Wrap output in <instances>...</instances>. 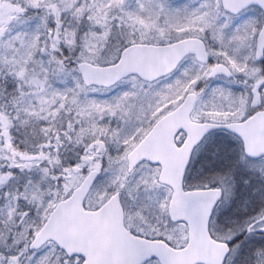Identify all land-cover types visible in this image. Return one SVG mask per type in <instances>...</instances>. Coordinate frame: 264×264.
<instances>
[{
	"label": "snow or ice",
	"instance_id": "6c2138e0",
	"mask_svg": "<svg viewBox=\"0 0 264 264\" xmlns=\"http://www.w3.org/2000/svg\"><path fill=\"white\" fill-rule=\"evenodd\" d=\"M0 264H264V0H0Z\"/></svg>",
	"mask_w": 264,
	"mask_h": 264
}]
</instances>
